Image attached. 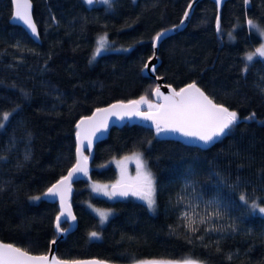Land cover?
Listing matches in <instances>:
<instances>
[{
	"label": "trees",
	"instance_id": "16d2710c",
	"mask_svg": "<svg viewBox=\"0 0 264 264\" xmlns=\"http://www.w3.org/2000/svg\"><path fill=\"white\" fill-rule=\"evenodd\" d=\"M30 1L39 43L8 23L10 0H0V241L43 255L58 214L57 202L43 194L75 161V123L114 101H152L155 81L140 69L156 34L177 25L190 0ZM215 7L200 0L186 27L160 41L155 74L178 90L194 82L235 111L238 122L205 150L159 140L136 124L111 127L94 144L88 174L71 185L77 224L56 242L60 260L264 264V217L250 208L253 201L264 204V57L245 59L260 46L248 21L264 29V0ZM105 34L108 49L92 60ZM133 153L154 177V211L128 196L102 198L89 189L92 181L112 184L109 162ZM189 204L201 216L212 213L211 220L190 225L181 218ZM88 206L113 212L101 225Z\"/></svg>",
	"mask_w": 264,
	"mask_h": 264
},
{
	"label": "snow or ice",
	"instance_id": "6c2138e0",
	"mask_svg": "<svg viewBox=\"0 0 264 264\" xmlns=\"http://www.w3.org/2000/svg\"><path fill=\"white\" fill-rule=\"evenodd\" d=\"M13 5V19L22 21L24 25L31 30L33 36L37 34V28L32 21L30 15V3L29 0H11ZM91 5L93 0H86ZM104 4H111V0H102ZM219 2V0H217ZM248 0H245L247 4ZM191 7V5H189ZM188 13L185 12V17ZM184 21H181L183 24ZM251 28H256L260 32L261 36H264V29H260L252 20L248 21ZM219 28V24L217 25ZM167 32H159L156 34L153 40V47L157 46V43L164 38ZM108 44L106 34L99 37L97 40V47L92 56V60L96 59V56L101 54L102 51L106 50ZM126 51V49H125ZM264 57V45L257 48L254 53H249L245 59L250 63L253 61L255 56ZM145 69L149 68L148 64L144 65ZM151 71H155V67L152 66ZM247 70V65H245ZM155 96L160 97L164 100L163 104H153L146 99L145 96H141L137 100H129L127 103L112 104L108 108H98L96 112L90 117L82 118L77 124V146L76 151L78 153L77 162L68 171L67 176L62 177L59 181L53 184L47 189L45 193L46 197H54L59 195L61 205H64V190L67 188L70 181L76 178L77 173L87 174V157H83V151L85 149H91L92 139L97 132L101 129H106L108 126L107 115L116 116L117 119H123L128 117H138L142 120H150L155 125L157 135L161 133H179L183 137L193 138L198 141H202L204 145H208L210 142H214V139L221 137L226 134L227 129H230L233 125L238 122L237 113L230 111L223 104H216L208 96H206L195 83L188 84L186 87L179 89V91L172 90L171 95H164L161 93L160 88L157 87L153 93ZM142 105H147V111L142 109ZM97 114H105L103 117H99ZM3 121H7L9 118L8 113L3 114ZM3 124H0L2 127ZM98 138V137H97ZM87 139V145L84 144V140ZM138 161V173L134 182H126L123 177L117 181L116 184L112 185V191H107V186L100 188L95 186L93 191H103L104 195H108L109 198L112 196H136L141 200H144L149 209H152L155 204V180L152 173L147 169L145 162L142 159V155L136 154ZM119 166V165H118ZM34 199H40V197H34ZM240 200L245 204L248 203V197L245 194L240 195ZM213 203V202H210ZM187 209L182 214V219L192 224H205L209 222L212 217V213L207 216H201L200 213L196 212L195 207L187 205ZM251 207L256 209L258 204L256 201L251 203ZM100 217L101 223H103L110 213L95 209ZM259 212L264 214V207H259ZM219 217V213L215 214ZM63 216V211L61 212ZM61 216H57V230L61 229ZM193 232L198 231L197 228L191 229ZM209 231H215L218 229L209 228ZM235 228H233V231ZM90 238H98L96 232L90 234ZM55 243V241H53ZM0 264H59V262L52 258L44 256L31 255L19 247H15L12 244L0 243ZM79 264V262H75ZM140 264H171V262H140ZM182 264H196L195 261L190 258H185Z\"/></svg>",
	"mask_w": 264,
	"mask_h": 264
},
{
	"label": "water",
	"instance_id": "95a60500",
	"mask_svg": "<svg viewBox=\"0 0 264 264\" xmlns=\"http://www.w3.org/2000/svg\"><path fill=\"white\" fill-rule=\"evenodd\" d=\"M86 1V0H85ZM200 0H190L188 2V6L186 8H184L183 12H182V18L179 20V23L177 25H173V26H170L169 29L167 30H161L160 32H167V34L164 36L163 39L169 37L170 35L172 34H176L178 33L180 30L184 29L189 21V18H191V13H192V10L193 8L195 7V5L199 2ZM209 1V0H207ZM211 2H213V4L216 5V11L218 12L219 9H220V6L223 5V2L225 0H219V2H217V0H210ZM227 1V0H226ZM94 2H96V0H93V3L90 5L92 6L94 4ZM10 3H11V6H10V14L11 16L9 17V20H8V23L10 24H15L17 25L19 28H22L26 34H28V38L32 41H34L35 43H39V34L37 32V34L35 36L32 35L31 33V30L29 28H27L26 25L23 24L22 21H18V20H15L13 19V5H12V2L10 0ZM29 3L31 5L30 7V15H31V18H32V21L34 23V20H33V13H32V2L29 0ZM87 3V2H86ZM88 4V3H87ZM189 5H191V7H189ZM185 12L188 13V16L185 17ZM219 17V16H218ZM218 17L216 18L218 20ZM184 21L183 24H181V21ZM35 26L36 23H34ZM37 28V27H36ZM159 33V32H158ZM162 39V40H163ZM154 40V39H153ZM160 40V41H162ZM160 41L157 43V46L154 48L153 47V41L151 42V49H152V52H151V56L149 57L147 63H144L145 64H148L149 65V68L148 69H145L144 65L141 67L140 71H141V76L143 77H146L147 79H153L155 81L154 83V86L153 88L151 89V95H150V99L155 102L156 104H163L165 103L164 100L160 97H157L155 96L153 93L155 91V89L157 87L160 88V91L161 93H163L164 95H171V92L172 90H175V91H179L178 89H175L169 85H167V83L165 82V80H163L162 77H157L156 76V70L153 72L151 71V67L154 66L155 68H157V66L159 65L160 63V59L157 58L156 56V53L158 52V45L160 43ZM194 83V82H192ZM191 84V83H189ZM188 85L187 84H184L181 88H184ZM197 86V85H196ZM198 87V86H197ZM180 88V89H181ZM199 88V87H198ZM204 94V90L200 89ZM206 95V94H205ZM207 96V95H206ZM209 97V96H208ZM210 99V98H209ZM120 102H123V103H127L126 101H120ZM120 102H111L109 103L108 106H103V107H99L101 109L103 108H108L110 105L112 104H117V103H120ZM215 103V102H214ZM217 104V103H216ZM144 111H147V109H143ZM96 112V109H94L91 113H89V116H86V117H90L92 116L94 113ZM98 115V118L99 117H103L105 114H97ZM85 116L81 117L78 119V121L75 123V127H76V124L82 119L84 118ZM107 122H108V126L106 129H101L100 132H97L95 136L91 137L92 139V144H91V149L90 151L85 149L83 151V157H87V164H86V167H87V174L88 172L90 171V163H91V160H93V149H95L94 147V144L95 142H98L100 141L101 139H105L108 135V132L110 130L111 127H114V126H117V127H120L121 125H123L124 123H127V124H136L140 127H145V128H148L149 130H154V133L156 134V137L159 139V140H164V139H170L172 141L176 140V141H179L181 142V144H183L184 146L187 145V146H192L193 148H200L202 150H205L206 148H208L209 146H211L212 144H215L216 143V139H214V142H210L208 145H204V143L202 141H198V140H195L193 138H187V137H183L181 136L179 133H172V132H167V133H161L159 136L157 135V131H156V128H155V125L152 123V121L150 120H142V119H139L138 117H132V118H128V117H124L122 120L121 119H117L116 116H112V115H107ZM79 130L76 128L75 130V140H74V148H75V151H74V158H75V161H73L72 165L70 166L69 170L73 167V165L77 162V159H78V153L76 151V146H77V132ZM226 131V130H225ZM98 137V138H97ZM88 141L87 139L84 140V144L87 145ZM85 152V153H84ZM68 170V171H69ZM68 171L65 172V174L62 176H67L68 174ZM86 174V175H87ZM76 175V178L72 181L69 182L67 188L64 190V205L62 207L61 205V200H60V196L57 195V196H54V197H46L45 194H43V197L46 199L47 202H57V212L58 214L55 216V219H54V225H53V230H54V233H56V236L53 238V240L50 242V247H48V250L46 253H44L43 255H38V254H32V255H35V256H48L49 257V260L51 261L53 257H55V259L59 262V264H75V262H79V264H116V263H113V262H110V261H103L102 259H99V258H96V259H91V258H85V259H75V261H70V260H60V258H58V256L55 254V246H56V242L59 240H63L64 236L67 235V234H71L73 233V230L76 228V224H77V221H76V218L74 216V212L71 210V206H70V196H71V185L73 182H76V181H81L82 178H84L86 175L83 174V173H77L75 174ZM60 177V179L62 178ZM59 179V180H60ZM58 180V181H59ZM57 182V181H56ZM55 182V183H56ZM55 183H52L50 185V187L55 184ZM114 185V184H113ZM109 193L112 191V186H109ZM47 192V190H45ZM45 192V193H46ZM127 197V196H126ZM124 199L125 196H119V195H116V196H112L111 199ZM63 211V216H61V212ZM57 216H61V221L62 223L63 222H66L67 225L65 227H63L62 231H58L57 230ZM61 223V225H62ZM53 241H55V243H53ZM0 243H4V242H1ZM14 246V245H13ZM17 247V246H15ZM26 252V251H25ZM28 253V252H27ZM150 261H155V260H149ZM157 262H166V261H163V260H159ZM171 264H182V262L180 263H176V262H173V261H170ZM119 264V263H117ZM197 264V262H196Z\"/></svg>",
	"mask_w": 264,
	"mask_h": 264
},
{
	"label": "rangeland",
	"instance_id": "374dc122",
	"mask_svg": "<svg viewBox=\"0 0 264 264\" xmlns=\"http://www.w3.org/2000/svg\"><path fill=\"white\" fill-rule=\"evenodd\" d=\"M96 4H100V5H103L102 3V0H96V2H95ZM256 32L259 34V37H260V46L259 47H257V48H260L261 47V45H264V36H261V34H260V32L259 31H257V29H256ZM102 35H99L98 36V38L99 37H101ZM98 38H97V40H98ZM109 43V42H108ZM256 48V49H257ZM108 49V44L106 45V50ZM256 49L254 50V52L256 51ZM106 50H104V51H106ZM149 102H151V103H153V104H156L155 102H153V101H149ZM142 107L143 108H145V109H147V105H142ZM136 154H138V153H133V154H131V155H124V156H122V158H115V159H112L110 162H109V164L111 165V166H113V167H115V171H116V179L113 181V183L112 184H109V183H103V184H98V182H89V184H88V186H89V189H91V191L94 193V194H96V195H99V197H105V198H109V196L108 195H104V193H103V191H93V188L95 187V186H99L100 188H104L105 186H107V191H109V186H112L113 184H116V182L117 181H119V180H121L122 179V177H123V179L126 181V182H129V183H131V182H134V180H135V178H136V176H137V173H138V167H137V163H138V161H137V159H136ZM119 165V166H118ZM128 197H130L131 199H136V200H138V201H140L142 204H144L146 207H148V205H147V203L144 201V200H141L140 198H138V197H136V196H132V195H128ZM258 204V203H257ZM259 207H264V204H262V205H258V207L256 208V209H253L252 207H251V204H250V208L252 209V211H254L255 213H258V215H260L261 217L263 216L264 217V214H261L260 212H259ZM88 208H89V210H91L92 211V214L93 215H95L97 218H98V220L100 221V217H99V215L97 214V212L95 211V209H99L98 207H89L88 206ZM149 208V207H148ZM99 210H103V211H106V212H108V213H110L109 215H108V217L109 216H111L112 215V210L111 209H99ZM155 210V207H153L152 209H150V211H154ZM107 217V218H108ZM107 220H105L104 222H106ZM104 222L103 223H101V221H100V223H101V225L102 224H104ZM140 264V263H139Z\"/></svg>",
	"mask_w": 264,
	"mask_h": 264
}]
</instances>
